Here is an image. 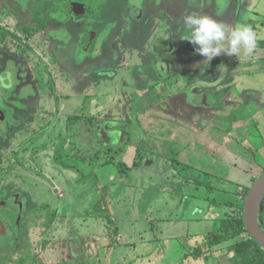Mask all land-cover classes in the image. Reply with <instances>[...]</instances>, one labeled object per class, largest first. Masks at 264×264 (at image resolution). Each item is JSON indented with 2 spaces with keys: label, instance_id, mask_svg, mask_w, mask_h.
I'll return each mask as SVG.
<instances>
[{
  "label": "rangeland",
  "instance_id": "obj_1",
  "mask_svg": "<svg viewBox=\"0 0 264 264\" xmlns=\"http://www.w3.org/2000/svg\"><path fill=\"white\" fill-rule=\"evenodd\" d=\"M109 1L111 6L103 14L104 21L109 23L97 32L100 44L95 48L101 56L75 55L72 58L73 64H67L66 61L60 63L62 74L68 76L71 89L77 92V99H66L67 87L63 86L52 65L48 66L50 73L34 76L41 78L38 86V91L41 92L40 106L30 99L25 104L28 107L26 115L32 121L30 130L37 132L42 128L37 141L42 146L41 149L37 148L40 150L39 154L32 156L34 148L31 145L25 157H30L28 159L36 170L43 172L45 169V173L51 174L55 186L59 188L54 195L53 188L40 175L15 168L12 172V178L30 189L34 202L42 205L46 213L59 210V215L49 229L38 227L34 230L32 254H37L38 243L42 240L45 241V248L41 251V259L45 264H239L243 258L234 259L229 246L242 237L227 240L220 245H208L207 241L219 233L221 220L234 213L242 202L240 199L244 190L250 189L264 171V62L257 63L255 68H248L249 71L257 72L252 71L248 75L217 83L214 77L207 78V74L196 70L197 64L204 63V57L201 60L198 57L192 59L197 55L193 45L188 42L186 50L192 56L185 53V69L178 70L180 80L183 81L180 82L176 77L172 81L167 61L154 62L153 65L147 56L153 52L151 45L154 44L153 48L156 49V37L163 40L164 50L171 51L170 31L178 29V23L183 25V16L191 13L207 15L223 24L235 26V14L240 19V10L252 5L255 0H246V5L245 0ZM256 12V24L254 25V21L252 28L256 34L261 32L258 38L263 41L264 0L256 4ZM155 14L160 16L157 22L151 18ZM251 16L252 14L249 15ZM115 19L120 23H114ZM170 28L172 30L169 31ZM188 32L189 30L185 31L183 35ZM104 39L106 41L103 42ZM175 62H178L177 58ZM232 63L236 66L234 61ZM159 67H163L164 71H160ZM177 68L176 66L175 70ZM153 71L157 74V79L165 81L167 90L185 91L184 98L174 96L169 99V104H173L171 111L168 108L153 107L151 113L154 119L172 117L171 122L182 120L184 127H188L186 117L189 115V107L191 110L198 109L197 116L202 117L204 130L224 121H243L238 123L236 133L245 138L244 149L250 154L242 153L233 158L224 154L213 155L217 162L214 163L206 158L204 150L192 145L201 138L203 147L208 146L210 139L207 136L191 135L189 148L176 139L177 132L173 130V136L167 141L166 148L169 150L165 149L170 162L167 166L157 162L160 169L156 167L153 174L169 170L170 173L167 171L166 175H174L176 186L174 183L172 186L163 185L158 177H150L149 172L155 166L153 157H150V149L141 151L143 155L150 157L143 161L146 162L143 177L139 176L140 170L132 174L137 168L130 169L126 165L123 167L121 151L117 145L110 143V137L118 131H121L120 136L126 135L130 122L132 131L135 129L131 108L138 95L137 90L149 84V76ZM50 79L53 85L49 82ZM27 81L36 87L31 74L26 76ZM95 84L102 88L93 90ZM92 90L94 94L91 96ZM155 92H161L157 85L151 87L150 94ZM114 104H122L125 107L124 113L116 109ZM182 104L187 107L182 108ZM75 114L97 119L92 122L93 133L86 121L81 128L82 132L88 128L87 132L90 133L82 136V139L88 144L96 141L97 152L94 158L91 154L85 163L81 162L78 166H70L72 162L66 159L64 166L56 167L57 175L49 173L46 168L53 162L55 147L64 137L66 118ZM118 116L121 118L110 120V117L116 119ZM193 119L199 117L194 116ZM225 129V126H219V129L211 132L215 135L220 131L218 134L221 135ZM91 134L94 140H91ZM120 141L121 139L116 143ZM134 142H130L131 146ZM210 142L217 148L223 141L218 139L217 144L213 140ZM238 142L241 143V140ZM108 145L111 147L106 148ZM77 149L75 146L73 153ZM184 153H188L189 157H183ZM62 154L68 153L63 150ZM87 162H92L97 168L85 165ZM219 164L224 167L220 169L221 178L212 174ZM116 165L121 166V173L125 174H121V182L116 181L115 185H111L108 181L110 175L115 176L116 180L120 175ZM79 178L84 180H78ZM92 179H96L98 186L104 183L110 185L105 192L110 195L108 198L97 190V183ZM70 182L76 183L69 187ZM223 202L227 208L222 206ZM113 204L120 209H116V213ZM260 212V219L264 221V213ZM72 214H75L74 217ZM100 218L104 222L97 228L106 232L110 238L98 236L94 237V242L93 234H97L94 226L99 224ZM73 219H77L74 227ZM52 241L55 242L53 250L49 247ZM96 243L100 246L104 243V246L99 247ZM66 252L71 256H79L78 263L65 260L63 263Z\"/></svg>",
  "mask_w": 264,
  "mask_h": 264
},
{
  "label": "flooded vegetation",
  "instance_id": "obj_2",
  "mask_svg": "<svg viewBox=\"0 0 264 264\" xmlns=\"http://www.w3.org/2000/svg\"><path fill=\"white\" fill-rule=\"evenodd\" d=\"M110 6L111 3L109 0H0V264H30L33 262L45 264L44 260L41 259V251L45 248V241L42 242L41 240V242L38 243V249H36L38 250L37 254H32V236L35 235L34 230L38 227L49 229L59 215V210L57 209L50 213H46L42 205L34 202L30 189H26L25 184L12 178V172L18 169L23 172L40 175L41 178L53 188L54 195L57 194L59 190V188L55 186L51 174L45 173V169L43 172L36 170V167L33 166L29 160L30 157H28L29 159L25 157L31 145L34 148V152L31 153L32 156L39 154L40 150L37 148H42V146H39L37 143L42 128L37 132H32L30 130L32 121L29 116L26 115L28 107L25 104L28 99L34 101L37 106H40L41 103V92L38 91L41 78L38 79L34 76L46 74V72L50 73L48 66L53 65L57 70L61 83L63 86L67 87L66 99L71 101L76 100L77 92L71 89L68 76L62 74L60 63L66 61L68 62L67 64H73L72 58L75 55L101 56L95 48L99 47L100 44L97 32L108 25L109 21H104L103 14ZM159 17L158 14L151 16L155 22H157ZM115 20L114 23H120L118 19ZM178 24V29L173 30V32L170 31L172 30L171 28L169 29L172 36L170 43L171 51L164 50L163 40L156 37V49L153 48L154 44L151 45L150 48L153 52L147 56V58H150L153 65L154 62L159 63L167 61L172 81L176 77L180 82H183L180 80V71L178 70L185 69V60L187 59L185 58V53H187L186 48L188 42L183 40L182 37L186 35L183 34L185 31L187 32L188 29L184 25H181L182 23ZM166 25L167 24L164 25L165 28H167ZM104 41L106 40L104 39L103 42ZM101 45L104 46V43H101ZM175 58L178 59L177 63L175 62ZM215 61L216 63H213ZM213 62L206 65L208 71H217V67H219L217 64L222 63V61L218 59ZM176 66L178 67L177 70H175ZM126 67L128 68L129 66L126 65ZM159 69L160 71H164L163 67H159ZM30 74L32 75L36 87L28 83V81L26 82V76ZM216 76L217 75L213 76L214 79ZM156 77L157 74L155 75L153 71L149 76V84L137 90L138 95L133 102V104H138L137 109L131 108L135 114H133L132 117L134 116V118H136L137 116L138 119L144 117L150 121L149 127L154 128L151 137L152 141L147 139L142 141L135 139V142L138 144V149L136 150L133 163L130 167V169L137 168L135 173L144 166L146 162L144 163L143 161L149 160L150 157H154L151 156L152 153H161V150L156 148L163 142V138L161 137L162 135L156 133L167 130L170 135L164 140H168L170 136L173 135L171 134L172 129L177 130L178 126L184 128L185 124L182 120L173 123L171 122L173 118H168L167 116L164 117V120L161 118H153V114L151 113L153 107L168 108L171 111L170 108L173 107V104H169V99L174 96L180 99L181 97H185L184 90L171 92L166 89L167 86L165 85V81H160V79ZM206 77L210 78L211 76L207 74ZM217 77V83L219 81H224L221 76ZM49 82L53 85L51 79ZM154 85L159 86L161 92L150 94L151 87ZM95 88H102V86L95 84L93 90ZM93 90L91 96L94 94ZM161 94L162 97H159ZM122 107L124 106L122 105ZM183 107L186 108L187 106L182 104V108ZM187 108L189 112L188 117H186L188 119L187 124H190L187 128L189 130L190 127V131L193 134H198V130L196 131V129H202V132L206 131V133L210 132L214 135L211 131H214L213 128H215V130L219 129V126H225L226 129L223 131V133H225L228 129H232L238 122H243H233V120L224 121L221 124H214L204 130L201 122L202 117L197 116L198 109L192 108L191 110L189 107ZM194 116L197 118L199 117V119H193ZM120 118L121 116H118L116 119L110 120H118ZM93 119L95 118L92 116L82 117L79 114L66 118L64 137L61 138L60 143L56 145L52 157L53 162L48 164L46 171L57 175L56 167L59 165L64 166V164L67 163L65 162L66 159L72 162L70 166H78L81 162L85 163L89 155L93 154L94 158L93 151L87 153V150L77 149L75 153H73V148L75 146L78 147V143H84L93 148H98V145L95 146V143H97L96 141L88 144L86 143L87 141H83L80 134L77 133V135L75 131L77 126L76 121L83 120L87 122L93 133ZM130 125L131 123L127 130L128 133L124 135V138L117 145L118 148L123 146L121 150L124 153L126 149L131 146L130 142L134 140L131 138L132 136L130 134L135 129L132 131ZM73 127V133L70 134L69 129ZM136 128L139 129L140 127L136 126ZM155 128L158 130L156 131ZM88 133H90V131ZM218 133L220 134V131H218ZM69 134L71 137L68 136ZM149 134H151L150 131ZM179 135L180 134H178V136ZM91 136V140H94L92 134ZM135 136H138V132L135 133ZM178 136H175L176 139L184 143ZM235 137L238 139L237 133L233 136L234 139ZM244 141V139L241 140V144L244 145ZM201 142L196 140L192 145L203 149L204 143L201 144ZM188 145L190 146L189 148H191V143H188ZM109 146L110 145L106 148ZM148 149L151 150L150 157H147V154L143 155L141 153V151ZM63 150H66L68 154H62ZM183 157H189L188 153H184ZM121 164H123V166L125 165L122 162ZM85 165L91 166L92 162H87ZM261 170L263 169L261 168ZM118 171L120 175L125 174L121 173L119 169ZM149 173H151V171ZM141 177H143V173ZM151 177L156 178L157 176L152 174ZM173 178L174 175L172 174L168 178H165L164 180L168 181L166 183H163L164 181H161V178L159 179L164 185L170 184L171 182L174 183L175 180H173ZM78 180L84 179L79 178ZM70 196L71 192L69 193V197ZM260 211L264 213V194L262 195L257 210V221L264 231V221L260 219ZM72 215L74 217L75 214ZM49 247L53 250L55 248V242L52 241Z\"/></svg>",
  "mask_w": 264,
  "mask_h": 264
},
{
  "label": "crops",
  "instance_id": "obj_3",
  "mask_svg": "<svg viewBox=\"0 0 264 264\" xmlns=\"http://www.w3.org/2000/svg\"><path fill=\"white\" fill-rule=\"evenodd\" d=\"M240 1H242V0H240ZM251 1V0H250ZM259 1H261V0H255L254 1V3L252 4V5H250L249 7H246L245 6V9L244 10H240V12H239V14L241 15V18L240 19H237V15L235 14V16H234V19L237 21V25H240V24H243V25H250L251 27H252V25H253V23H254V21H255V23H254V25L256 24V18H257V12H256V4L257 3H259ZM245 2H246V0H245ZM247 4V2L245 3V5ZM262 7H263V5H261ZM236 13V12H235ZM264 13V12H263ZM243 14H244V17H243ZM250 14H252V16L251 17H249V15ZM218 18V17H217ZM260 33L261 32H259V33H257V36L259 37V35H260ZM264 40L262 41V40H260L259 41V39H258V43H257V47H256V49H255V51H254V53L252 54V55H250V56H244L242 53H241V55H239V56H234V57H228V56H225V55H220V56H217L216 58H214L212 61H214V60H216V59H218V60H221L222 61V63H219V64H217V65H219V67H217V71H208L207 70V66L206 65H208L207 63H203V64H197V68H196V70L197 71H199V72H202L203 74H209L211 77H213L214 75H217V76H221V78L222 79H226V80H228V79H231V78H234V77H240V76H242V75H248V74H250V73H252V71H254V72H257L256 70H250L249 71V69L248 68H255L257 65V63L258 64H260V63H263L264 62ZM226 47V46H225ZM259 48L260 49H262L261 51H259ZM188 54V53H187ZM193 55H194V53H193ZM197 56H193L192 57V59H195V58H197L198 57V59L199 60H201V59H203L202 58V56H200V55H198V54H196ZM188 56H192L191 55V52L188 54ZM189 59H191V58H189ZM232 61H234L235 63L234 64H236V66H234V65H232L233 63H232ZM247 64V65H246ZM238 65H240V66H238ZM244 65H246V67L244 66ZM257 69H259V68H257ZM260 70V69H259ZM208 71V72H207ZM216 76V78H215V80H217L218 79V77ZM220 78V79H221ZM220 82V81H219ZM218 82V83H219ZM116 109H118L121 113H123L124 111H125V107H122V105L121 104H114L113 105ZM137 106H138V104L137 103H134L133 105H132V107L134 108V109H137ZM143 106V105H142ZM110 108H111V105H110ZM134 113H131V116L133 115ZM135 115V114H134ZM110 119H111V117H110ZM132 119H134L133 121L135 122V119H136V122H135V130L130 134L132 137V139H134V141H135V139L136 140H140V141H142V140H144V139H147V140H151V137H152V134H153V131H154V128H150L149 127V125H150V121L149 120H147L146 118H144V117H142L141 119H138L137 118V116H136V118H134V116L132 117ZM97 120V119H96ZM73 122H74V120H73ZM77 122V126H76V129H75V131H76V134L77 133H79L80 134V136L82 137H84V134H87L88 132H87V129L88 128H86V131H83L82 132V129L81 128H83V120H81V121H76ZM131 123V122H130ZM239 123V122H238ZM238 123L232 128V129H228L225 133H222L221 135H219L218 133H216L215 135H213L212 136V134L210 133V132H207L206 133V131H204V132H202L201 130L202 129H196V131L198 132V135L199 136H201V137H203V136H207L210 140H209V143H208V146L206 147V146H204V148L202 149V150H204V152H206V158H209V159H211V160H213V162L215 163L216 161L214 160V158L215 157H213V155L214 156H217L218 154H221V155H226L227 157H230V158H233L234 156L235 157H238L240 154H242V153H244L245 155H249V153L244 149V145L243 144H241V143H239L237 140H243V138L242 137H239V136H237L238 137V139L235 137V139L233 138V136L235 135V133H236V131L238 132V128H239V125H238ZM185 125V124H184ZM190 124H188V126H189ZM136 126H139L140 128L139 129H137L136 128ZM155 130L157 131L158 129L157 128H155ZM174 129H172L171 130V134H173V131ZM213 130H215V128L213 129ZM149 131H150V133L151 134H149ZM195 131V132H196ZM120 132L121 131H118V133H116V134H114V135H112V137H110L111 139V141H110V143H112V145H118L119 143H116L117 142V140H122L123 138H124V136H120ZM136 132H138V136H135V133ZM174 132H177V134L175 133V136H178V134H180L179 136H178V138L179 139H182V141H184V143H185V145L187 146V147H190L189 145H188V143H190V139H192L191 138V135H195V134H193V133H191V131H190V128H189V130H188V128L186 127H184V128H182V126H178V129L177 130H175ZM194 132V133H195ZM109 134H111L110 132H109ZM127 134V133H126ZM132 134H134V135H132ZM156 134H159V135H162L161 137L163 138V142H161L158 146H157V148L156 149H160L161 150V153H152L151 154V156H154L153 158V163H155V166H152V168H151V175L156 171V167H158V169H160V167L159 166H157V162H162L163 164H165V166H167L168 164V162H169V160H168V158H167V156L165 155V149L166 150H169V148H166V146H167V141L168 140H164V139H167L168 137H169V135H170V133L168 134V131L167 130H163L162 132H159V133H156ZM155 134V135H156ZM78 135V134H77ZM223 135V136H222ZM173 135H171L170 136V138L172 137ZM190 137V138H189ZM130 138V139H131ZM222 140L223 142H221L220 144H218V146H217V148H215V145L213 146V144L210 142L211 140H213L214 141V144H217V140ZM245 139V138H244ZM201 140V139H200ZM199 140V141H200ZM152 141V140H151ZM237 142V143H236ZM109 143V144H110ZM204 143V142H203ZM154 144V143H153ZM98 145V143H95V146H97ZM111 145V144H110ZM155 145V144H154ZM153 145V146H154ZM211 146H213V148L211 147ZM138 147V144L136 143V142H134V144L132 145V146H129L127 149H126V151H125V153L124 152H122V150H121V148H123V146H121V147H119L118 148V150H120L121 152H120V154H121V160H122V163H124L126 166H127V168H130L131 167V165H132V163H133V160H134V156H135V153H136V150L138 149L137 148ZM78 149H80V150H87V153H89V152H91V151H93V153H94V155H95V153L97 152L96 151V147L95 148H93V147H91L90 145H86V144H80V143H78ZM212 149L214 150V151H212ZM211 152V154H209ZM156 156V157H155ZM219 156V155H218ZM217 163V162H216ZM220 164H222V163H220ZM217 165V167L215 168V170L213 171V173L212 174H214L216 177H218V178H221V176L219 175L220 174V169L221 168H224L223 166H221V165ZM93 168H97V166H93V163H92V165H91ZM259 166V165H258ZM260 168V167H259ZM168 169V168H167ZM166 169V170H167ZM226 169V168H225ZM117 170V169H116ZM227 170H229V168L227 167ZM260 170H261V168H260ZM118 171V170H117ZM167 171H169V170H167ZM167 171H162V173L160 174V173H156V176L157 177H159V178H161L162 180L161 181H164L163 183H166V182H168L167 180H164L165 178H168L170 175H166L167 173ZM142 172H143V167L140 169V173H139V176H141V174H142ZM227 172H229V171H227ZM169 173H170V171H169ZM61 174L63 175V173L61 172ZM132 174H135V172L134 173H132ZM151 175H150V177H151ZM143 176H144V173H143ZM226 177V176H225ZM228 177H229V175H228ZM223 178V177H222ZM92 180H94V183L96 184L97 183V181H96V179H92ZM121 180H122V178H121V175H119V177L117 178V180L115 179V176H113V175H110V177L108 178V181L111 183V185L112 184H116V181H118V182H121ZM74 183H76V182H70V184L69 185H71V184H74ZM172 182L169 184H164V185H169V186H172ZM174 185L176 186L177 184L176 183H174ZM69 187H71V186H69ZM110 187V185H107V184H105L104 183V185H100V186H98V183L96 184V188H97V190H100L103 194H104V196H105V198H108L110 195L107 193V194H105V192H106V190H108V188ZM157 189H158V187H156ZM175 191V190H174ZM225 191V190H224ZM222 206L223 207H226V205H225V203L223 202L222 203ZM113 207H114V211H115V213L118 211V210H120L119 208H118V206H116V208H115V205L113 204ZM227 208V207H226ZM116 209H118V210H116ZM198 220L200 219V218H197ZM108 220V219H107ZM74 222H75V219H73V227L75 226L74 225ZM102 222H104V220L102 219V218H100V220H99V224H97V225H95L94 226V230L96 229L97 231H95L97 234L96 235H94L93 234V240H94V237L96 238V237H98V236H105L106 237V239L107 238H110L109 236H108V234H106V232H101L97 227L98 226H102ZM109 222V221H108ZM114 225V224H113ZM215 230V229H214ZM116 230H114V232H115ZM118 233H119V231H118ZM94 242H95V240H94ZM67 243H68V241H67ZM97 244V243H96ZM99 247H103L104 246V243H103V246H100V244H97ZM106 247V246H105ZM95 252V251H94ZM212 253V252H211ZM210 253V255L212 256V254ZM94 257L97 259V256H95L94 255ZM216 258H217V256H215ZM64 260L65 261H68V262H74L75 261V263H78L77 262V260H79V256H77V255H75V256H71V255H69L67 252H66V258L65 259H62V262L64 263ZM67 264V263H66Z\"/></svg>",
  "mask_w": 264,
  "mask_h": 264
},
{
  "label": "clouds",
  "instance_id": "obj_4",
  "mask_svg": "<svg viewBox=\"0 0 264 264\" xmlns=\"http://www.w3.org/2000/svg\"><path fill=\"white\" fill-rule=\"evenodd\" d=\"M182 22L189 30L183 40L193 45L196 54L204 57V63L210 64L220 55L234 57L242 53L250 56L257 47L259 38L250 25L230 26L195 13L183 16Z\"/></svg>",
  "mask_w": 264,
  "mask_h": 264
},
{
  "label": "trees",
  "instance_id": "obj_5",
  "mask_svg": "<svg viewBox=\"0 0 264 264\" xmlns=\"http://www.w3.org/2000/svg\"><path fill=\"white\" fill-rule=\"evenodd\" d=\"M73 129L74 127L69 129L70 134ZM70 134L69 136L71 137ZM116 167L121 172L123 171L121 166L116 165ZM248 191L249 189L244 190L243 201L237 206L233 214H229L226 218L221 220L219 233L215 234L207 243L208 245H220L227 240L242 237L229 246L233 252L232 257L234 259L243 258L242 262L239 261V264H264V249L247 234L244 226L243 204ZM203 241L205 242V239H203Z\"/></svg>",
  "mask_w": 264,
  "mask_h": 264
},
{
  "label": "water",
  "instance_id": "obj_6",
  "mask_svg": "<svg viewBox=\"0 0 264 264\" xmlns=\"http://www.w3.org/2000/svg\"><path fill=\"white\" fill-rule=\"evenodd\" d=\"M264 194V171L250 187L243 204V221L247 234L264 249V231L257 221V210Z\"/></svg>",
  "mask_w": 264,
  "mask_h": 264
},
{
  "label": "built area",
  "instance_id": "obj_7",
  "mask_svg": "<svg viewBox=\"0 0 264 264\" xmlns=\"http://www.w3.org/2000/svg\"><path fill=\"white\" fill-rule=\"evenodd\" d=\"M241 199H242V197H241Z\"/></svg>",
  "mask_w": 264,
  "mask_h": 264
}]
</instances>
